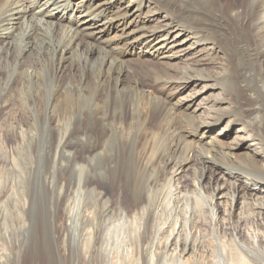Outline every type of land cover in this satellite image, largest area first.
Listing matches in <instances>:
<instances>
[{
	"label": "bare ground",
	"instance_id": "obj_1",
	"mask_svg": "<svg viewBox=\"0 0 264 264\" xmlns=\"http://www.w3.org/2000/svg\"><path fill=\"white\" fill-rule=\"evenodd\" d=\"M44 33L62 38L58 46H45L44 37L38 45ZM49 53L56 59L43 60ZM6 62L35 84L39 68L51 70L54 93L66 99L46 120L51 132L76 115L67 101H92L91 131L110 139L91 148L111 156L112 174L121 143L133 152L136 172L159 174L152 248L163 264H264V0H0V65ZM21 78L10 83L14 92ZM4 79L0 67V84ZM31 93L35 99L40 92ZM133 96L131 107L125 98ZM13 100L6 96L0 114ZM23 115L6 125L7 137L34 134L33 116ZM117 181L97 182L105 209L97 202L80 215L84 240L93 247L101 241L110 264L114 252L132 253L148 216L146 200L130 191L125 203ZM112 200L121 224L100 225L97 215L103 209L112 216Z\"/></svg>",
	"mask_w": 264,
	"mask_h": 264
},
{
	"label": "rangeland",
	"instance_id": "obj_2",
	"mask_svg": "<svg viewBox=\"0 0 264 264\" xmlns=\"http://www.w3.org/2000/svg\"><path fill=\"white\" fill-rule=\"evenodd\" d=\"M42 37L45 38V46L51 48L58 46L57 44L62 39L47 33L42 34L40 40ZM14 42V44L18 42L16 44L18 46L23 44L20 40ZM41 43L42 40L40 42L38 39L37 44ZM50 54L46 55L43 60L56 59L55 55ZM14 56L19 61L20 57ZM15 66L17 65L9 62L0 65L5 73V81L0 84V105L6 100V96L10 97V101L14 99L11 109L0 114L2 118L0 119V132L2 133L0 134V264H110L107 262L108 257L105 253L99 250L102 242L97 241L98 238L103 237L105 232L96 237L97 247L86 243L84 222L81 225L80 215L88 209L92 210L97 202L105 209L107 204L96 197L93 186L97 182L107 183L114 177L120 181H117L115 185L123 192L125 203H128L130 191L137 192L146 200L143 205L148 209V216L141 236H133L132 253L125 258V248H123V250H118L121 251L120 255L114 252L113 255L116 256L111 255V260L116 262L115 264H130V262L135 263L136 260L139 261L138 264H163V258L157 255L152 248L157 240L160 222V218L155 213L159 195L162 192V181L159 174L155 171L142 172V174L136 172V166L132 164L133 152L129 151L124 143H121L122 150H113L118 152L115 161L119 164V169L112 174L111 156L106 154L105 150H92L91 148V146L99 148L103 142L110 139V136L101 137L98 130L91 131L89 121H92L93 117L89 115L91 114L89 106L93 103L92 101L90 103L87 100L89 106H87L88 103L82 101H78L79 103L67 101L69 105L73 104V109L76 107V115L62 123L56 132H51L49 122L46 120L52 114H60L63 104H66V99L62 102V99L55 94L56 80L51 70L49 71L46 67L39 68V78L35 80L37 85L26 78H21L22 71L19 72ZM46 66L50 67L47 64ZM16 78H21L25 82L15 87L21 89L18 92L10 89V83ZM69 79L68 82L71 83V77ZM229 80L224 82L226 89L233 87L230 83L232 80ZM32 91L40 92L35 99L32 98ZM125 101L130 102L131 107L136 104L134 96L125 98ZM116 105L118 104L115 102ZM25 112L27 116L34 118L32 124L34 134L28 133L29 135H25L19 141L7 137L3 131L6 125L13 123L16 115L24 117ZM44 114L47 115L44 116L45 119ZM63 114L61 116L67 115ZM116 114L113 113V117H116ZM37 117L38 120H36ZM39 117H43V120L41 121ZM132 120L131 114L127 121ZM27 125H25L26 128H28ZM98 128L101 127L95 126V130ZM81 129L83 133L79 134ZM62 140L65 146L63 150H60ZM161 145L162 143H159L154 150H158ZM3 147L7 152L2 150ZM95 154H101L100 158L95 159ZM188 175L192 179L201 178V174L195 175L191 172ZM103 188L110 196L115 195L108 185ZM111 205L112 210L107 212L113 211L112 216L105 217L102 213L103 209H100L97 215V222L100 225L111 221L121 224L117 203L112 200ZM151 252L156 256H151Z\"/></svg>",
	"mask_w": 264,
	"mask_h": 264
}]
</instances>
